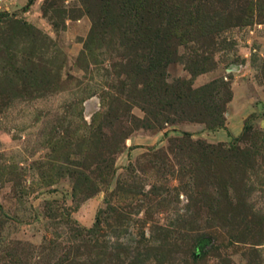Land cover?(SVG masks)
Returning a JSON list of instances; mask_svg holds the SVG:
<instances>
[{
    "label": "rangeland",
    "instance_id": "374dc122",
    "mask_svg": "<svg viewBox=\"0 0 264 264\" xmlns=\"http://www.w3.org/2000/svg\"><path fill=\"white\" fill-rule=\"evenodd\" d=\"M160 1L0 0V264H264V0Z\"/></svg>",
    "mask_w": 264,
    "mask_h": 264
},
{
    "label": "trees",
    "instance_id": "16d2710c",
    "mask_svg": "<svg viewBox=\"0 0 264 264\" xmlns=\"http://www.w3.org/2000/svg\"><path fill=\"white\" fill-rule=\"evenodd\" d=\"M152 2L153 0H118V3L122 6V12L126 14L125 19L128 25H130L129 28H131L132 31L134 29V32L138 36H144L146 34V30L147 33L154 32L150 30L156 27L154 26L156 23H163L164 21L171 22V19L169 17L163 16V14H165L166 12L162 11V7H161L163 6L162 1H160L159 3H154V5H158L161 11L163 12L159 16L161 20H158L157 18L158 16H155L156 21H154L153 18L151 17H147V16L145 17V13H143V10L147 9V7L149 6L154 7V5H151ZM44 14L47 16L48 11L44 10ZM20 23L21 22L13 21L12 24H9L10 28H8V32L13 33L19 27L18 25ZM143 30H145V32H143ZM141 31L143 33H140ZM170 35L171 34L166 30H164V32H160L158 30L156 32V35L152 36L153 41H156L155 46L151 48V51L148 54V56L144 58L145 61L139 65V68L143 72L142 75H146L147 80L152 79L151 78L152 76H155L157 78L162 77V80H165V82H163L162 84V89L163 87L165 88L164 91L162 90L163 96H161V98L159 97V101L162 102L161 109L163 107H168V109H171L176 105L182 106L183 104L184 105L187 104L188 106L192 105V99H191L192 97L186 96L185 93H183V91L181 92V89H185L192 92L191 88L188 87L189 86L188 82L185 81L181 82V85H179L178 83L176 85H173V84H168L166 82L165 70L175 62L174 58L176 56V48L174 46H171L170 44V37H169ZM148 84H150V81L148 82ZM182 84L185 86L180 87L182 86ZM168 90L173 92L172 98L174 99V101L177 102L175 105L170 102H164L166 101V97H167L166 95H164V93H166V91ZM185 101H187V103H184ZM185 113L187 112L183 111L180 112V114L177 111L174 112L175 115L177 116L180 115L179 117L185 115ZM159 116H160L159 119H163V120L165 119L164 121L166 122L171 121L169 120L170 118L166 114L161 113L159 114ZM155 118L158 117L155 116ZM91 232H93V230H91Z\"/></svg>",
    "mask_w": 264,
    "mask_h": 264
}]
</instances>
